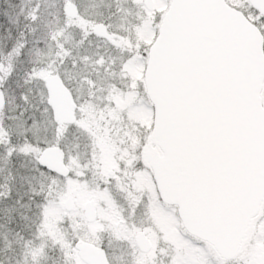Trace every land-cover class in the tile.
Wrapping results in <instances>:
<instances>
[{
  "label": "snow or ice",
  "instance_id": "6c2138e0",
  "mask_svg": "<svg viewBox=\"0 0 264 264\" xmlns=\"http://www.w3.org/2000/svg\"><path fill=\"white\" fill-rule=\"evenodd\" d=\"M0 264H264V0H0Z\"/></svg>",
  "mask_w": 264,
  "mask_h": 264
}]
</instances>
